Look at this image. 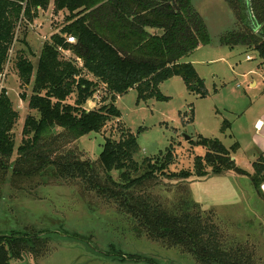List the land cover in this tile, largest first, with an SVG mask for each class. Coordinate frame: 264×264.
I'll return each mask as SVG.
<instances>
[{
	"label": "trees",
	"instance_id": "obj_1",
	"mask_svg": "<svg viewBox=\"0 0 264 264\" xmlns=\"http://www.w3.org/2000/svg\"><path fill=\"white\" fill-rule=\"evenodd\" d=\"M225 1L234 13L235 26L213 39L191 0H0V74L20 21L31 22L38 10L44 11L51 3L53 13L63 12L66 17L60 31L42 43L35 67L22 50L15 53L13 66L21 85L32 82V94L20 98L27 100V107L37 116H26L23 138L12 160L13 125L19 112L7 92L0 90V181L27 193L38 186L75 187L90 210L111 206L132 223L138 236L178 248L197 264H259L258 248L228 237L213 210H203L190 198L188 184L195 178L233 171L248 175L264 200L260 190L264 157L248 173L232 158L239 148L237 142L227 148L218 138L198 135L190 143L202 146L205 153L193 157L192 169L170 171L175 160L172 145L134 160L139 145L126 129L119 140L105 137L96 159L67 146L83 134L100 132L111 119H119L121 111L115 101L130 89L137 91V101H166L169 97L159 84L179 76L189 93L205 97L207 91L196 68L184 61L199 46L241 47L254 50L264 61V0ZM68 36L75 42H68ZM65 50L68 57L62 54ZM100 85L109 94L108 102L85 107ZM71 95H75L73 102L68 101ZM190 116L191 120L192 110ZM229 126L230 122L223 121L222 130ZM166 182H174L167 188L173 191V199L155 192ZM30 230L0 233V264L47 255L43 231Z\"/></svg>",
	"mask_w": 264,
	"mask_h": 264
},
{
	"label": "rangeland",
	"instance_id": "obj_2",
	"mask_svg": "<svg viewBox=\"0 0 264 264\" xmlns=\"http://www.w3.org/2000/svg\"><path fill=\"white\" fill-rule=\"evenodd\" d=\"M191 1L213 39L234 28L235 16L225 0ZM51 5L44 11L38 10L31 22L23 19L18 23L4 75L0 77V90L7 92L19 112L18 121L13 125L15 146L11 160L23 138L26 116H37L35 110L27 107V100L20 98L21 94L27 98L32 94V82L21 85L13 59L22 50L33 64L37 63L42 43L65 25L64 13H53ZM62 54L68 57L70 53L65 50ZM246 55L250 58L246 59ZM184 61H191L196 68L207 91L205 97L189 93L179 76H172L159 85L161 92L169 97L166 101L155 98L137 101V91L130 89L115 101L121 111L119 119H111L100 132L83 134L67 146L83 157L96 159L104 138L119 140L122 130L126 129L139 145L134 160L154 156L172 145L175 160L169 170L178 171L192 169L193 157L205 153L202 146L190 143L201 135L218 138L227 148L239 141L244 152L239 151L242 159L238 166L252 173L249 163L254 159L253 154L260 155L257 151L261 139L257 136L264 135V61L254 50L230 49L215 43L195 48ZM99 89L89 99L88 106L97 108L108 102L106 89L102 85ZM74 98L71 95L68 101L73 102ZM255 120L262 121L257 130ZM223 121L230 122L224 131ZM166 183L157 186L155 192L173 199V191L167 188L174 182ZM188 186L190 198L203 210H213L224 233L257 247L259 264H264V200L254 190L250 177L236 173L228 177L211 175L195 178ZM262 186L264 178L260 186L264 192ZM31 227L43 231L47 237V255L26 256L10 264H197L178 248L164 247L145 235L138 236L132 223L111 206L98 205L97 210H90L85 197L75 187L38 186L27 193L0 181V233L30 232Z\"/></svg>",
	"mask_w": 264,
	"mask_h": 264
},
{
	"label": "crops",
	"instance_id": "obj_3",
	"mask_svg": "<svg viewBox=\"0 0 264 264\" xmlns=\"http://www.w3.org/2000/svg\"><path fill=\"white\" fill-rule=\"evenodd\" d=\"M52 4V3H51ZM51 8H52V5H51ZM247 56H249V55H246V59H249ZM34 65V67L36 66V63L35 64H33ZM161 84V83H160ZM159 84V85H160ZM254 84V82L253 83H250V85H253ZM89 101H91V100H87L86 102H85V104H84V106L85 107H87V108H92V105L91 106H88L87 105V103L89 102ZM256 122L254 123V126L256 127V130H257V128H259V126L261 125V123H262V121H260V120H255ZM233 136H234V134H232ZM231 134L229 135V136H232ZM257 136V135H256ZM258 137V139H261V141L259 142L260 143V146H259V150L257 151V152H259L260 153V155H259V157L260 156H262V157H264V135H260V136H257ZM238 144H239V148L235 151V152H233L232 153V158L234 159V161H235V163H236V165L238 166V164H239V162L241 161V159H242V154H240L239 153V151H241V152H244V149H241L242 148V145H241V143L239 142V141H236ZM251 141H249V143H250ZM233 144V143H232ZM255 154V153H254ZM253 154V158L254 159H252L253 161H250V163L249 164H251V166L253 167V163L255 162V160H257L259 157H255V155H257L258 153H256L255 155ZM258 156V155H257ZM238 167H240V166H238ZM241 168V167H240ZM241 169H243L244 171H246V172H248V173H251L250 171H248V170H245L244 168H241ZM233 174H235V173H233V172H231V171H229L228 173H224V174H222V177H228L229 175H233ZM226 175V176H225ZM236 175H239V174H236ZM221 176V175H220ZM239 176H244V175H239ZM203 179V178H202ZM227 182V181H226ZM225 182V183H226ZM224 183V184H225ZM189 191H190V189H189ZM190 193V192H189ZM190 195H191V193H190Z\"/></svg>",
	"mask_w": 264,
	"mask_h": 264
},
{
	"label": "built area",
	"instance_id": "obj_4",
	"mask_svg": "<svg viewBox=\"0 0 264 264\" xmlns=\"http://www.w3.org/2000/svg\"><path fill=\"white\" fill-rule=\"evenodd\" d=\"M67 41L68 42H70V43H73V42H75V39H74V37L73 36H68L67 37ZM248 58H249V56H247ZM4 74L2 73V74H0V77H2ZM1 92V91H0ZM263 187V190H264V186H262Z\"/></svg>",
	"mask_w": 264,
	"mask_h": 264
},
{
	"label": "water",
	"instance_id": "obj_5",
	"mask_svg": "<svg viewBox=\"0 0 264 264\" xmlns=\"http://www.w3.org/2000/svg\"><path fill=\"white\" fill-rule=\"evenodd\" d=\"M158 33H161V31H160V30H158ZM186 139H188V138L186 137Z\"/></svg>",
	"mask_w": 264,
	"mask_h": 264
}]
</instances>
